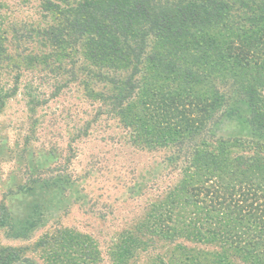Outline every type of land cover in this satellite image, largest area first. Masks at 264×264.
<instances>
[{"label": "trees", "instance_id": "1", "mask_svg": "<svg viewBox=\"0 0 264 264\" xmlns=\"http://www.w3.org/2000/svg\"><path fill=\"white\" fill-rule=\"evenodd\" d=\"M41 10L43 25H24L22 36L14 28L13 38L37 44V53L11 50L0 28V115L20 91L23 67L66 75L55 94L82 86L96 119H117L140 149L169 153L180 178L136 232L120 237L114 264L158 243L172 249L148 264H264V0H46ZM33 88L24 89L34 113ZM234 117L251 138L215 133ZM4 207L0 226L8 224ZM54 241L67 242L63 234ZM98 255L92 249L86 260ZM18 261L16 250H0V264Z\"/></svg>", "mask_w": 264, "mask_h": 264}, {"label": "rangeland", "instance_id": "2", "mask_svg": "<svg viewBox=\"0 0 264 264\" xmlns=\"http://www.w3.org/2000/svg\"><path fill=\"white\" fill-rule=\"evenodd\" d=\"M45 1L0 0V28L12 40L11 50L20 45L27 53L39 51L25 38L13 41L14 28L22 36L30 26L43 25ZM22 71L20 91L0 115V218L1 208L8 210V224L0 226V250H16V264H114L111 250L120 237L136 232L150 205L180 179L165 162L169 153L140 149L117 119H96L98 106L82 86L71 84L55 94L67 83L66 75L56 78L40 67ZM28 84L40 93L34 113L24 89ZM215 133L251 138L250 128L237 117L224 118ZM59 234L66 236L65 245L55 243ZM43 241L49 243L40 246ZM92 249L99 253L96 262L86 260ZM171 249L158 243L154 252L128 264H148Z\"/></svg>", "mask_w": 264, "mask_h": 264}]
</instances>
